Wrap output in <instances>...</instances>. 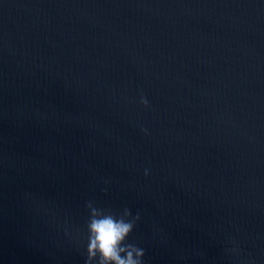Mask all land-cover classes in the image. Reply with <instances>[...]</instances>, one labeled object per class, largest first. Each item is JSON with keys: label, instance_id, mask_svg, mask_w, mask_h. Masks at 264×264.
Listing matches in <instances>:
<instances>
[{"label": "water", "instance_id": "water-1", "mask_svg": "<svg viewBox=\"0 0 264 264\" xmlns=\"http://www.w3.org/2000/svg\"><path fill=\"white\" fill-rule=\"evenodd\" d=\"M90 199L146 264H264V0H0V264H84Z\"/></svg>", "mask_w": 264, "mask_h": 264}, {"label": "clouds", "instance_id": "clouds-1", "mask_svg": "<svg viewBox=\"0 0 264 264\" xmlns=\"http://www.w3.org/2000/svg\"><path fill=\"white\" fill-rule=\"evenodd\" d=\"M139 104L148 109L151 104L148 98L141 93ZM147 134L146 129H142ZM145 177L150 170H144ZM107 193V189L104 190ZM87 219L84 231L86 242L84 247V264H146V251L138 243L130 242L141 214L125 207L119 211L103 208L95 200H87L84 205ZM232 247L227 251L234 257L241 256L239 242L231 241Z\"/></svg>", "mask_w": 264, "mask_h": 264}]
</instances>
